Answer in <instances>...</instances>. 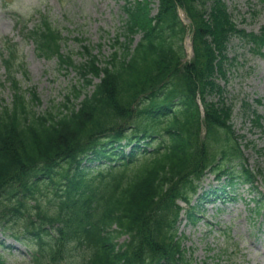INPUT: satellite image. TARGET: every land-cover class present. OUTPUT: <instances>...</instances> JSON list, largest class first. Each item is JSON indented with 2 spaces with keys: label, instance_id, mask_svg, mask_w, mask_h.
Returning <instances> with one entry per match:
<instances>
[{
  "label": "trees",
  "instance_id": "trees-1",
  "mask_svg": "<svg viewBox=\"0 0 264 264\" xmlns=\"http://www.w3.org/2000/svg\"><path fill=\"white\" fill-rule=\"evenodd\" d=\"M259 2L264 8V0ZM178 8L194 33L189 61L181 54L186 26ZM124 10L127 38L119 43L121 51L101 68L95 58L81 66L83 76L103 77L77 109L63 103L55 114L30 111L14 77L11 51L2 56L13 95L10 105H0V224L30 219L26 231L36 240L34 264H189L177 235L175 201L189 203L208 167L230 177V186L240 175L232 164L243 157L229 123L232 107L217 79L226 75L222 60L229 37L239 33L258 53L264 25L260 35L237 29L223 0H158L154 17L148 15V0L127 2ZM20 24L40 56L71 65L60 54L61 35L45 15L31 30ZM137 33L140 40L131 49L130 36ZM29 95L39 103L33 91ZM212 95L218 100H209ZM253 115L251 122L259 126L261 116ZM95 161L109 162L106 173L92 174L86 163ZM241 169L253 188V175ZM258 194L252 212L264 203V194Z\"/></svg>",
  "mask_w": 264,
  "mask_h": 264
},
{
  "label": "rangeland",
  "instance_id": "rangeland-1",
  "mask_svg": "<svg viewBox=\"0 0 264 264\" xmlns=\"http://www.w3.org/2000/svg\"><path fill=\"white\" fill-rule=\"evenodd\" d=\"M224 1L238 28L247 32L260 30L264 23V12L258 7L252 8L250 12L247 8L248 1L257 3V0ZM123 3L124 0H0V49L3 37L7 36L17 43V56L25 66L27 77L21 70L16 73V77L21 80L23 89L35 88L40 99L37 111L56 105L65 90L79 81V76L75 70L61 68L56 59L40 58L31 43L23 42L14 28L11 12L21 14L29 21V25L35 22L39 13L47 14L52 25L61 31L63 37H67L62 52L71 54L75 63H80L84 61L80 54L82 44L89 45L93 53L107 58L117 48L113 44L114 38L118 36L120 42L124 40ZM149 6L150 15H153L154 3ZM253 12L257 15L253 16ZM185 47L188 49L187 43ZM230 49L229 56L236 57L238 61L231 66L228 82L224 85V97L233 106L232 123L237 133L246 136L245 142L251 141L256 148H264V130L253 128L241 109L242 101L248 102L264 117V56L253 54L244 41L234 38ZM238 53H244L245 56L241 57ZM4 75L0 60L2 81H5ZM10 93L8 87L2 88L0 98L7 103ZM256 98L262 99L261 105L253 102ZM244 152L248 165L264 172V154L257 155L251 145L245 147ZM211 185L218 184L213 176H208L205 188ZM259 189L264 191L262 185ZM232 191L247 202L255 196V192L251 194L246 185H238ZM245 207L246 204L239 200L228 202L225 206L221 203L209 204L203 218L195 226L188 225L182 216L181 231L187 237L185 247L191 252L193 264H203L202 261L206 264H264V212L262 216L251 220L247 214L248 208ZM216 209L219 211L216 212ZM212 225H218V228ZM218 229L225 230L220 232ZM5 238L0 234V239L8 243ZM18 252L17 249L5 252L7 264H29L30 258L21 257Z\"/></svg>",
  "mask_w": 264,
  "mask_h": 264
}]
</instances>
